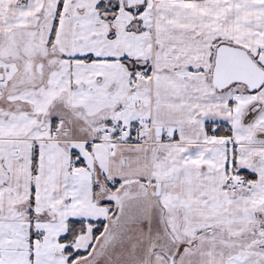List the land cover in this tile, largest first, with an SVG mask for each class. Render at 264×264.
Segmentation results:
<instances>
[{
	"label": "snow or ice",
	"instance_id": "snow-or-ice-1",
	"mask_svg": "<svg viewBox=\"0 0 264 264\" xmlns=\"http://www.w3.org/2000/svg\"><path fill=\"white\" fill-rule=\"evenodd\" d=\"M0 264H264V0H0Z\"/></svg>",
	"mask_w": 264,
	"mask_h": 264
}]
</instances>
